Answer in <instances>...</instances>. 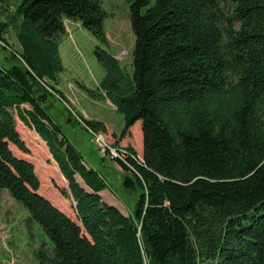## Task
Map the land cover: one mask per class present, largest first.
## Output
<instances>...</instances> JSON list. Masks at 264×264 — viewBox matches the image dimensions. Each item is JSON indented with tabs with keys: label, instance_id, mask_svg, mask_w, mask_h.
Instances as JSON below:
<instances>
[{
	"label": "trees",
	"instance_id": "trees-1",
	"mask_svg": "<svg viewBox=\"0 0 264 264\" xmlns=\"http://www.w3.org/2000/svg\"><path fill=\"white\" fill-rule=\"evenodd\" d=\"M13 8L0 20L2 46L13 26L21 47L12 50L20 64L0 68V190L53 242L38 250L41 264H264V0H131V73L96 46L99 89L123 114L120 135L141 121V157L128 147L134 170L117 161L134 176L124 186L141 188L132 215L102 198L105 179L42 106L44 95L66 98L52 82L66 19L109 46L99 0ZM13 111L48 146L76 220L39 192L34 164L14 153L29 149Z\"/></svg>",
	"mask_w": 264,
	"mask_h": 264
},
{
	"label": "rangeland",
	"instance_id": "rangeland-1",
	"mask_svg": "<svg viewBox=\"0 0 264 264\" xmlns=\"http://www.w3.org/2000/svg\"><path fill=\"white\" fill-rule=\"evenodd\" d=\"M130 1L99 0L106 14L103 26L109 46L100 43L78 21L65 20L66 32L57 38L62 68L52 82L63 94L65 92L68 94L64 96L69 101L68 96L73 98L75 103L70 104L81 113L83 118H95L109 122L111 129L109 135L112 142L118 143V147H131L140 158L142 153L137 136L141 130H130L128 134L120 135L124 125L123 114L99 89V83L105 71L94 53L96 46L99 45L112 53L123 69L129 73L132 72L135 36L130 25ZM15 2L16 0L0 1V10L5 8L0 13V20L8 21L9 14L14 10ZM3 36L10 48H5L3 44H0V68L10 69L14 64H20L14 57L13 51L20 52L21 47L13 26L5 31ZM42 106L49 117L60 126L61 134L82 153L85 162L104 177L107 185V189L103 191L105 199L109 196L108 190L111 191L124 212L132 215L141 188L137 184L133 188L125 187L123 179L129 175L134 180L133 174L130 171L119 169L116 160L104 157L98 151L89 130L73 118L66 106L55 96L45 97ZM13 113L18 131L24 141L30 142L31 145L28 153H22L12 146L14 152L27 156L33 161L35 171L41 181L40 193L76 220L72 200H65L66 198L55 187H62V178L58 173L59 168L56 162L50 158L47 159V148L43 143L31 141L33 140L31 137L36 136L35 133L28 130L15 111ZM42 245L47 251L52 250L54 246L40 226L28 220V213L21 203L15 200L6 189L0 190V264H41L37 252Z\"/></svg>",
	"mask_w": 264,
	"mask_h": 264
},
{
	"label": "built area",
	"instance_id": "built-area-1",
	"mask_svg": "<svg viewBox=\"0 0 264 264\" xmlns=\"http://www.w3.org/2000/svg\"><path fill=\"white\" fill-rule=\"evenodd\" d=\"M0 44H3L0 41ZM54 96L59 99L68 109L69 113L73 118H75L79 123H81L83 126H85L91 135L93 136L94 142L96 143L98 147V151L104 156L108 157L112 160L119 161L120 163L124 164L126 167H128L130 170H134V167L132 166L131 162L129 161V157H135L133 156L132 152L128 149V147H118L113 142H111L106 134L103 131H95L89 126H87L83 120V116L80 112H78L70 103L72 101L68 100L67 98H64L60 96L58 93H54ZM66 97V96H65ZM137 155V154H136ZM138 156V155H137ZM137 158V157H135ZM139 158V156H138Z\"/></svg>",
	"mask_w": 264,
	"mask_h": 264
},
{
	"label": "crops",
	"instance_id": "crops-1",
	"mask_svg": "<svg viewBox=\"0 0 264 264\" xmlns=\"http://www.w3.org/2000/svg\"><path fill=\"white\" fill-rule=\"evenodd\" d=\"M71 21V20H70ZM65 95H68L66 92L64 93ZM68 98L73 102V103H75V101L74 100H72L73 98H71V96H68ZM26 107H28V105H26ZM88 116V115H87ZM88 118H91L90 116H88ZM91 119H95V118H91ZM96 120V119H95ZM99 121H101V122H103L104 123V126H105V128H104V130H103V132L106 134V136L108 137V139L112 142V138H111V136L109 135V133H110V124H109V122H107V121H104V120H99ZM25 125V124H24ZM26 126V125H25ZM27 128H28V130L29 131H33L34 133H35V137L33 138V137H31V139H33V140H31V141H34V142H36V143H38L39 141V143L41 144V143H43V145L44 146H46V148H47V159H52V161H54V159H53V157H52V155H51V153L49 152V149H48V146L46 145V143H45V141L43 140V139H41V137L35 132V130H33V129H31V128H29L28 126H26ZM130 130H141V121L140 120H138V121H136L130 128H129V131H128V133L130 132ZM141 132L142 131H140L139 132V135L137 136L139 139L137 140V142H138V144L140 145V149H141V153L143 152V140H142V137H141ZM20 133V132H19ZM127 133V134H128ZM21 135V134H20ZM92 136V135H91ZM21 138H22V136H21ZM92 138H93V136H92ZM23 139V138H22ZM24 140V139H23ZM94 140V139H93ZM26 141V140H25ZM24 141V142H25ZM25 144H26V146L28 147V149H29V151H30V149H31V145H30V142H25ZM115 145H118V143H114ZM42 146V145H41ZM77 149V148H76ZM18 150V149H17ZM78 150V149H77ZM18 151H20V150H18ZM79 151V150H78ZM20 152H22V151H20ZM80 152V151H79ZM15 153V152H14ZM22 153H24V152H22ZM81 153V152H80ZM16 154V153H15ZM16 155H18V156H20V157H23V158H26V159H28V160H30L32 163H33V161L30 159V158H28L27 156H21V155H19V154H16ZM81 155H82V153H81ZM82 157H83V155H82ZM110 159V158H109ZM83 161H84V163H85V165L87 166V167H91V168H93L92 166H90V165H88L86 162H85V160H84V158H83ZM117 162V161H116ZM117 164H118V162H117ZM118 166H119V169H122V167L118 164ZM94 169V168H93ZM36 170V169H35ZM96 170V169H95ZM97 171V170H96ZM98 172V171H97ZM37 173V172H36ZM58 173H60V175H61V178H62V187L63 188H66V189H68V183H67V181H66V179L64 178V176L61 174V172H60V170H58ZM100 175V174H99ZM101 176V175H100ZM76 177H77V179H80V177L78 176V175H76ZM102 177V176H101ZM102 178H104V177H102ZM107 188H105V189H103V190H101L100 191V194H101V196H102V198L106 201V202H108V203H110V204H113V205H115V206H117L123 213H125L126 214V212H124V210L121 208V205L119 204V202L117 201V199L113 196L114 194L111 192V191H109L108 190V194H109V196H107L106 198L107 199H105V197H104V195H103V191H105ZM58 190V189H57ZM39 192H40V190H39ZM64 197V196H63ZM65 198V197H64ZM65 200H67L68 201V199L66 198ZM118 202V203H117Z\"/></svg>",
	"mask_w": 264,
	"mask_h": 264
},
{
	"label": "water",
	"instance_id": "water-1",
	"mask_svg": "<svg viewBox=\"0 0 264 264\" xmlns=\"http://www.w3.org/2000/svg\"><path fill=\"white\" fill-rule=\"evenodd\" d=\"M45 97H46V95H44L43 99H44ZM43 99H42V100H43Z\"/></svg>",
	"mask_w": 264,
	"mask_h": 264
}]
</instances>
